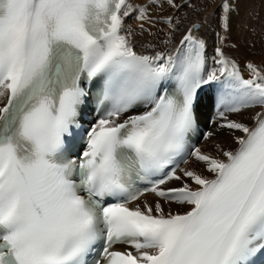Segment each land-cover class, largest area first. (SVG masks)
I'll return each mask as SVG.
<instances>
[{
  "label": "snow or ice",
  "instance_id": "obj_1",
  "mask_svg": "<svg viewBox=\"0 0 264 264\" xmlns=\"http://www.w3.org/2000/svg\"><path fill=\"white\" fill-rule=\"evenodd\" d=\"M262 11L0 0V264H264Z\"/></svg>",
  "mask_w": 264,
  "mask_h": 264
},
{
  "label": "bare ground",
  "instance_id": "obj_2",
  "mask_svg": "<svg viewBox=\"0 0 264 264\" xmlns=\"http://www.w3.org/2000/svg\"><path fill=\"white\" fill-rule=\"evenodd\" d=\"M214 37H210V47H209V51H211V47H212V42L214 41ZM236 37H235V34L233 35V41H235ZM230 53L235 56L236 58H238L241 63H243V60L245 57L247 58H250V59H255L257 62H259L261 59H264V56H262L260 53H259V47L256 49V52L255 53H249L245 50H242L241 48V51H234V50H231L229 49ZM245 75L247 76V73H245ZM230 118H240V117H236V116H233V117H230ZM215 129V126L213 128V130ZM223 143L225 145H229L230 144V141L228 139H226L224 136H216L214 138L213 141L209 142V141H204L203 144L201 145V149L203 151H211L213 148H214V145L215 143ZM149 198H151L149 196Z\"/></svg>",
  "mask_w": 264,
  "mask_h": 264
},
{
  "label": "rangeland",
  "instance_id": "obj_3",
  "mask_svg": "<svg viewBox=\"0 0 264 264\" xmlns=\"http://www.w3.org/2000/svg\"><path fill=\"white\" fill-rule=\"evenodd\" d=\"M262 14H264V11H262ZM258 47H259V45H257V48H258ZM257 48H256V49H257ZM256 49L254 50L255 52H256ZM242 50H245V49L242 48ZM240 51H241V49H240ZM245 51H246V50H245ZM254 51H253L252 53H255ZM247 52H248V51H247Z\"/></svg>",
  "mask_w": 264,
  "mask_h": 264
}]
</instances>
